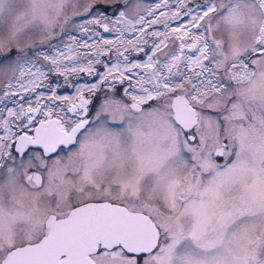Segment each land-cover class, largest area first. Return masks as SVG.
Wrapping results in <instances>:
<instances>
[{
	"label": "snow or ice",
	"instance_id": "snow-or-ice-1",
	"mask_svg": "<svg viewBox=\"0 0 264 264\" xmlns=\"http://www.w3.org/2000/svg\"><path fill=\"white\" fill-rule=\"evenodd\" d=\"M6 9L0 264H264V0Z\"/></svg>",
	"mask_w": 264,
	"mask_h": 264
},
{
	"label": "rangeland",
	"instance_id": "rangeland-1",
	"mask_svg": "<svg viewBox=\"0 0 264 264\" xmlns=\"http://www.w3.org/2000/svg\"><path fill=\"white\" fill-rule=\"evenodd\" d=\"M10 4H11V0H10ZM0 15H3V16L6 17L7 16V9L4 11V13H2ZM10 196L14 200L22 201L25 207L31 206V197L27 193H22L20 191H17V192H14V193H10ZM40 215H41V212H40ZM39 228H42V226H38V228H37L36 235H38V236L40 235V234H37L38 231H39Z\"/></svg>",
	"mask_w": 264,
	"mask_h": 264
},
{
	"label": "flooded vegetation",
	"instance_id": "flooded-vegetation-1",
	"mask_svg": "<svg viewBox=\"0 0 264 264\" xmlns=\"http://www.w3.org/2000/svg\"><path fill=\"white\" fill-rule=\"evenodd\" d=\"M63 210H67V208L65 207ZM45 209L41 210V216H43L45 214ZM55 209L53 208L52 212L54 213ZM41 232L46 233L47 232V227H46V222H44V225H42V228H39V231L37 234H40Z\"/></svg>",
	"mask_w": 264,
	"mask_h": 264
}]
</instances>
